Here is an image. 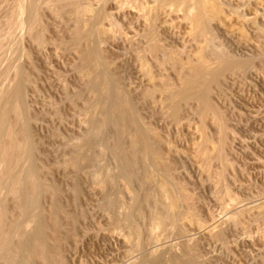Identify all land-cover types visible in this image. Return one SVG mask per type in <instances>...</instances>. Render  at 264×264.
<instances>
[{
  "label": "rangeland",
  "instance_id": "374dc122",
  "mask_svg": "<svg viewBox=\"0 0 264 264\" xmlns=\"http://www.w3.org/2000/svg\"><path fill=\"white\" fill-rule=\"evenodd\" d=\"M79 1L89 11L78 49L71 44L74 20L55 15L57 3L37 5L38 46L26 36L31 0H0V26L12 19L14 27L0 44V102L16 70L29 74L22 84L25 104L18 106L26 105L24 117L31 119L38 181L52 188L38 195L31 217L18 214L6 198L10 216L22 222L12 242L18 246L14 261L42 264L30 241L43 234V225L48 235L39 239L56 252L58 264H264V0H206L203 34L188 17L196 0ZM150 28L160 49L154 55L145 48ZM80 47L95 57L98 72L109 71L107 85L113 84L103 107L99 89L90 86L92 92L80 70L88 66ZM220 53L237 67L208 82L211 109L189 99L172 115L157 80L178 86L179 70L186 76L188 64L198 65L202 55L216 68ZM117 88L133 107L131 118L147 131L148 148L160 153L157 165L135 158L128 177L123 159L131 150L129 136L117 134V115L109 113ZM76 151L83 157L74 163ZM163 182L170 186L173 219L157 226L169 199L158 200Z\"/></svg>",
  "mask_w": 264,
  "mask_h": 264
},
{
  "label": "bare ground",
  "instance_id": "6f19581e",
  "mask_svg": "<svg viewBox=\"0 0 264 264\" xmlns=\"http://www.w3.org/2000/svg\"><path fill=\"white\" fill-rule=\"evenodd\" d=\"M39 1L40 0H31L30 4L29 3L27 4V5H30V6H29L28 18H27V21H26L27 24H28V27H27L28 30L26 29L27 30L26 36H28L32 40V42H34L38 46H41V44H42V36L40 34L41 32L40 31L37 32V30H36V26L40 22V16L38 14L39 11H38V8H37V5H38ZM47 2H55V3H57V9L54 11L55 15L63 16V15L69 14L70 16H72V19L74 20L73 21L74 25H73V28H72V30H73V32H72L73 34L72 35H74V37L72 36L73 38H72V41H71L72 43L71 44H73V46H76V48L79 49V46L84 45V44H82V42L84 40H86L84 38L87 36V31L83 27H85V24H86V22H84V21H86L85 17L88 14V11H89L88 7H86L79 0H47ZM49 4L50 3H48V5ZM15 6H17V5H15ZM206 7H207L206 0H196L195 7H194L196 12L195 13L191 12L192 14H190V16H188L195 23L196 30H197V32L199 34H203L205 29H206V23L207 22L205 21L206 19L204 17V13H205ZM11 11L9 13H11ZM13 16L14 15H12V17ZM9 18L7 17V20ZM11 21H12V19L10 20V22ZM23 21H24V19H23ZM10 22L9 23H6V22L4 23L3 22L4 26L1 23L2 26H0V44H1L2 39L4 40V38L7 41V37H5V36H7L9 34L10 37H11V34H13L12 32L10 34V31H12V28L14 30V27L10 26V24H12ZM98 22L99 21H97V23ZM18 23H19V21H18ZM97 25H99V24H97ZM146 25H147V23H146ZM95 27H94V30L96 29ZM101 28H100V30L102 31ZM21 30H23V29H21ZM98 31H99V29H98ZM103 31L105 33V31H107V30L105 29ZM148 32L149 33H147L148 36H146L147 37L146 39H148V41H150V42H147V40H145L148 43L147 44L148 46L146 45L145 48L149 51V53H152L154 55V54H157L158 51L160 52V49H159V46L155 42L152 41V39H154V38H152L154 31H152V29L150 28ZM24 33H25V31H24ZM99 33H100V31H99ZM94 36H95V34H94ZM127 38H129V37H127ZM3 44H5V42ZM3 44H2V47H3ZM86 48H88V46ZM81 49H83V47ZM84 51L82 53V57H80V58H84L85 61L82 60L81 63L85 64V62H86L88 64V66L87 65H84V66L82 65L80 70L83 71V73L85 74V77H87V79H88L87 82L89 84L88 86L89 87L91 86L93 89L94 88H98L99 89V92L97 91V93H100L99 94L100 95L99 96L100 97L99 105H101V103H103V105H104L105 104L104 103L105 97L107 96V94L110 95V93H107L108 92L107 87L112 86V84H113L112 81H114V80H112L113 78H111L110 80H112L111 81L112 83H110V85H107V84H109L108 83L109 78L106 77V76L108 75L109 71H108V73H106L107 74L106 76L103 75L101 72H98V71H100L101 67L97 71L98 67L95 64L96 61H95V63H93L94 62L93 60L95 59V57H94V59H93V57L90 58L89 55H88L90 52L88 51L89 53H87V51H85V52ZM81 52H82V50L80 51V53ZM95 56H96V54H95ZM101 56L99 57L100 59H101ZM103 58L104 57H102L101 60L104 61L105 59H103ZM96 60H97V58H96ZM215 60L214 61L216 62V66H217L216 68H215V65H214L213 62L212 63L214 65V67L211 66L212 65V64H210L211 61L208 62L206 57H204V55H202L198 65H193L192 66L191 64H188V66L185 69V71L187 70L186 76L184 74H182V70H179L178 71V76H179V85L178 86H175V87L172 86L164 78H161L160 80H157V81H159L158 85H159V90L161 92L160 94L163 95V98H165L166 102H168L169 106H171L172 110L171 109L170 110H171L172 115L176 116L178 114V112L180 111L181 102L182 101H188L189 99L190 100L191 99L192 100L196 99L197 101H199V103L203 106L204 110L211 109V104H210V101H209L210 98L208 97V94H209L208 82L213 80V79H216L218 77L219 73H220V76H221V71H224V72L225 71H229L230 73H232V72H235V69L237 67V63L236 62L231 60L229 57L224 56V54L222 55L221 53H220V55H216L215 56ZM144 61H146V60H144ZM97 62H98V60H97ZM100 62L102 63V61H100ZM100 62H98V66H99V64H101ZM105 63L107 64V62H105ZM102 65H105V64H102ZM145 65H146V63H144L143 60H142L141 66L144 69V73L146 75H148V70L145 69V68H147V67H145ZM79 67H80V65H79ZM108 67L106 65V69ZM82 68H83V70H82ZM17 71L18 70H16V72L13 71L14 72V74H13L14 77H12L13 83H11L12 85H10V87L7 88L8 89V90H6L7 91V95H6V92H5V96L6 97H5L4 101H3V103H1L2 101L0 102L1 103V105H0V167H1L0 168V259L4 260V262L6 264H19L20 263V262L17 263V261H14L15 259L17 260V258H15V256H16V252H17L16 251V247H18V246L17 245L13 246L12 242L15 240L14 237H15V234L17 232L18 227L19 226L21 227V225H22V222H19V221L16 220V218L14 219V217L10 216V214L8 212L9 210L7 208L8 205L6 206V198L10 197L14 201V205H15L14 207H16L14 209L18 210V214H21V215L23 214L22 216H29L30 215V217H31L32 208H33V211H34V209H37V208H35V206H36V199H37L38 195L41 192H48V191L52 192V188L50 186H47V187L45 186L44 187V184L42 185L40 183V181H38L37 168H36L35 162H34V157L35 156H33L34 151H33V154H32V149H31L32 143L30 144V140H29V133H30L29 132L30 131V122L29 121H31V119L29 120V118H30L29 117L28 120H27L24 117V115L28 114V113H26L28 111L25 112V109L27 110V108H24V107H26V105L23 106V109H22L21 105L18 106L19 104H23V103L25 104V100H24L25 99L24 98L25 97L24 96L25 92L24 91H23L24 93L22 92V90H24L23 86H25V85H22V84L27 81L26 78L29 79L28 78L29 74L27 75L28 77H26L25 74H27V73L26 72L25 73L21 72V71H24V70L20 69L18 72ZM4 72H5V70H4ZM103 72H104V70H103ZM84 74H83V76H84ZM111 75H112V77H114L112 73H111ZM109 77H111V76H109ZM150 77H149V79L152 78V77L151 78ZM27 82H29V81H27ZM116 86H117V84H116ZM155 86H157V85H154V87ZM22 87H23V89H22ZM93 89L91 90L92 92L95 91V90L93 91ZM110 89H111V87H110ZM154 90H155V88L152 89L151 91H147V93L145 94L147 96V98L152 95ZM1 92H2V90H1ZM97 93H94V94L96 95ZM89 94H91V93H89ZM126 96L127 95L123 94V92L121 90H119V89L115 90L114 89V96H113L114 100H113V103H112V100H111V104H113V106L111 105L112 109L109 110V113L112 110V112L116 113V115H117V116H115L116 119L114 118V120L117 121V124H118V125L116 124L117 127H119V128H117L115 126V128L120 129V131H119L120 133L117 132V134H120L121 136L122 135L123 136H125V135L129 136L130 145H131V148L129 147V149H131V150L128 152V154L126 153L127 156L124 155V159H123V161L125 162L124 166H123V171L127 173V177H128V175H130V174H128L127 170H128V168L130 167L131 164L133 165V163H134L133 160L135 158H138V159L139 158L140 159H142V158H144V159L145 158H150L151 159V161H150L151 164L157 165L158 164L157 163L158 158H160L158 156V154H160V153L157 154V151H158L157 149H156L157 151H151V149L148 148L147 145H148V139L149 138H148V136L146 134L147 131H146V133H144V129H141V127H140L141 124L138 125L139 122H138L137 116H133V118H131L132 117L131 116V113H132L131 107L132 106L131 107L129 106ZM108 97H110V96H108ZM97 98H98V95H97ZM97 100H95V101L98 102ZM96 104H93L94 109H96L95 108ZM99 105H98V107H99ZM111 106H110V108H111ZM100 114H102V113H100ZM110 115H111V113H110ZM94 116H93V118H95ZM101 118H103V117H101ZM105 120H106V117H105ZM99 121H101V120H99ZM83 122H84V120H83ZM102 123H103V121L101 123L98 122V124H101V125H102ZM20 125H21V127H20ZM93 126H95V125L93 124ZM101 132H102V130H101ZM148 132H149V130H148ZM120 135H119V138H120ZM102 139H104V138H102ZM150 139H151V137H150ZM81 142L79 141V143H81ZM84 143H85V141H84ZM137 144L139 145L138 148L136 147ZM79 146H80V150H81L82 147H81V145H78L77 147L79 148ZM76 150H78V149H76ZM79 151H76L77 153L75 152V155H74V158H73L74 159V161H73L74 163H77L76 160L81 159L83 157V153L80 152L81 153L80 154ZM117 154L119 155V153H117ZM218 155L220 156V152H219ZM221 155L223 156V152L222 151H221ZM119 156H121V155H119ZM222 156H220V157H222ZM223 158H221V159H223ZM144 159H142V160H144ZM22 163H24V164L26 163L27 164V166L25 165L26 168L24 170L19 169V166L21 168V164ZM121 165H123V164H121ZM132 165H131V167H132ZM75 166H77V165H75ZM151 167L153 168V166H151ZM154 168H155V166H154ZM120 170H122V167H121ZM126 173H125V175H126ZM150 174H151V172H150ZM149 176H150L149 179L153 180V178H151L152 176L148 175V177ZM167 183L163 182L162 184H159L158 185L159 187L157 186L158 190L156 189L158 191V192L156 191L157 194L159 193L158 200H159V198H161L160 200L164 199V198H162L160 196H164L165 198L168 196L169 199L167 201L170 202V204H169L166 201V203H167L166 204V209H165V212L163 211L164 214H166V215H164L165 218H164V216H163V218L161 216L159 218H162V219H159L156 216L159 219V220L157 219V222H158L157 226L159 225V222L162 221L163 219H168V218L171 219L173 217L172 213L170 211V208H171V205H172V195H171V190L169 189L170 186H168ZM2 193H3V195H2ZM168 204H169V206H168ZM162 206H163L162 208H165L164 205H162ZM17 210H16V212H17ZM54 218H55V214H54ZM57 219H59V218H57ZM152 220L154 221V219H152ZM154 225H156V224H154ZM53 226H54V227H52L53 231L51 233L54 234V236H56V234L58 233L59 229H58V226H57L56 223ZM24 229H25V227H24ZM37 229H38V227H37ZM39 230H41V232L43 234L41 232L40 233L42 235H44L45 238H47L48 234H47V232H46V230H45L43 225L40 227ZM37 232H39V231H37ZM41 236L39 235L40 238L43 237V236L42 237ZM36 237H37V235H36ZM39 237H38V239H39ZM38 239H36L34 241L33 240L30 241V242H32V247H34V250H35L34 253H35L36 258L42 264H55V263H57L58 260L56 258V252L53 253L52 250L46 249L47 247H45V248L43 247L44 246V245H42L43 241H41V240L44 239V238L39 239V240ZM17 241H19V240L17 239ZM14 243H15V241H14ZM45 246H46V243H45Z\"/></svg>",
  "mask_w": 264,
  "mask_h": 264
}]
</instances>
